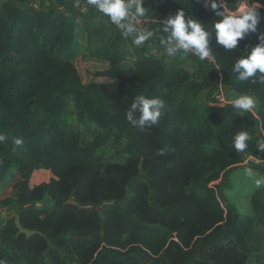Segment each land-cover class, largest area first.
Instances as JSON below:
<instances>
[{"label": "trees", "instance_id": "1", "mask_svg": "<svg viewBox=\"0 0 264 264\" xmlns=\"http://www.w3.org/2000/svg\"><path fill=\"white\" fill-rule=\"evenodd\" d=\"M180 9L206 28L218 19L211 0H154V35L136 47L87 0H0V186L15 179L0 198L4 264H264V183L249 213L228 193L239 169L264 181V85L233 72L264 33V9L237 49L217 46L213 32L209 59L180 53L192 66L182 56L167 66L159 25ZM81 30L109 80L83 82ZM138 95L163 101L157 125L127 121ZM241 95L255 99V114L232 106ZM240 131L250 141L237 153ZM36 172L52 176L31 184ZM17 216L40 233H20Z\"/></svg>", "mask_w": 264, "mask_h": 264}, {"label": "clouds", "instance_id": "2", "mask_svg": "<svg viewBox=\"0 0 264 264\" xmlns=\"http://www.w3.org/2000/svg\"><path fill=\"white\" fill-rule=\"evenodd\" d=\"M87 3L107 17L125 39L131 36L132 43L136 47L144 45L154 35L153 31L146 27L150 20L153 23L156 21L152 19L149 10L144 6L145 0H87ZM211 8L218 19H214L210 28H206L191 16L186 18V12L183 9L178 10L174 16H169L162 25H159L166 34L160 36L159 44L168 57H174L178 53H183L185 56L192 53L198 56L199 60L204 61L212 55L210 43L213 40V32L215 44L223 46L225 51L237 49L240 41L246 36L259 32L258 26L262 19L261 10L264 9V0H231V2L230 0H211ZM257 39L258 43L250 49L241 50L243 54L235 60L233 72H240L241 80L258 77L259 82L264 85V33H260ZM252 83H256V79ZM223 103L220 101L218 104L222 106ZM230 103L241 110V115L248 112L255 114L256 101L251 96L241 95L232 99ZM163 107L164 103L159 98L138 95L131 103L126 119L134 127L150 128L158 124ZM137 113H139L138 118ZM5 140L6 137L0 135V142ZM249 141V133L240 131L232 140V148L237 153H242L248 148ZM12 143L19 147L23 140L17 137L12 140ZM257 147L264 152V139L257 142ZM159 154L163 155V150ZM254 172L258 174L254 175L255 177L259 176V180L256 181L259 186L264 183L260 180L259 173L246 169L250 177H254ZM0 264H4V261L0 260Z\"/></svg>", "mask_w": 264, "mask_h": 264}, {"label": "rangeland", "instance_id": "3", "mask_svg": "<svg viewBox=\"0 0 264 264\" xmlns=\"http://www.w3.org/2000/svg\"><path fill=\"white\" fill-rule=\"evenodd\" d=\"M153 1L154 0H147V5H146L147 9L151 8ZM76 41H77L76 45H77V48L79 50V53L74 58V63L76 65L79 73L82 76L83 82L88 83L90 81H107V80H109V78H106L104 76H99L96 74L99 71L105 70L108 67V63L104 62L102 60L96 59L94 57H90L87 54V52L85 51L87 40H86V36L82 33V30H81V34H77ZM148 46L152 47V43H148ZM180 56L183 57L180 63L184 64L187 67L192 66L191 60H189L187 57L184 58L183 54L178 53L174 57H168L167 54L164 52L166 65L170 66L171 64L175 63V61L180 60V58H179ZM217 96L220 97V101L222 103L227 102L225 95L218 94ZM215 104L220 105L218 103H215ZM91 136L92 135L89 132L86 133V139H90ZM12 170L10 172H12ZM256 174L254 172L253 176ZM47 175H48V173H47ZM51 176H52V174H51ZM51 176H49V175L43 176V175H39V174L35 173L32 175L31 184H35V183L40 182V181H48ZM15 178L19 179L20 177L18 175V176H15ZM14 180L15 179H12L4 187L0 186V198L4 197L5 195H7L9 193L10 189H12V187H13ZM257 180H259V176L250 177L249 175H247L246 170L242 171V169H239L233 175V182H234V184H236V186H234V189L232 191L228 192L229 197H230L231 202L235 203L237 205V207L239 208L240 212L243 214L250 212V196H251L252 191L258 187V185L256 184ZM217 182H213L212 184L217 183ZM239 192H241V193H239ZM1 211H3V212H1ZM0 212H1L2 217L4 218L6 216L5 210L0 208ZM252 264H253V262H252Z\"/></svg>", "mask_w": 264, "mask_h": 264}, {"label": "water", "instance_id": "4", "mask_svg": "<svg viewBox=\"0 0 264 264\" xmlns=\"http://www.w3.org/2000/svg\"><path fill=\"white\" fill-rule=\"evenodd\" d=\"M38 204L41 205L40 203H38ZM105 204H107V202ZM16 225H17V227L19 229V232L20 233H25L28 237H30V236H32L34 234L40 233L38 230L24 227L22 225V223H21V220H20L19 216L16 218Z\"/></svg>", "mask_w": 264, "mask_h": 264}, {"label": "crops", "instance_id": "5", "mask_svg": "<svg viewBox=\"0 0 264 264\" xmlns=\"http://www.w3.org/2000/svg\"><path fill=\"white\" fill-rule=\"evenodd\" d=\"M36 173L39 174V172H36ZM39 175H43V176H48V175H49V176H51L50 173H48V175H47V173H46V174H42V173H41V174H39ZM40 182H41V181H40ZM40 182H37V183H40Z\"/></svg>", "mask_w": 264, "mask_h": 264}]
</instances>
